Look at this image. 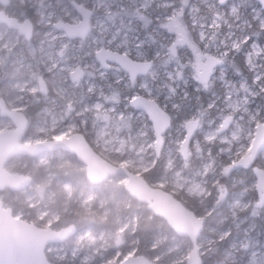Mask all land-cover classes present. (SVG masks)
<instances>
[{
    "label": "rangeland",
    "instance_id": "374dc122",
    "mask_svg": "<svg viewBox=\"0 0 264 264\" xmlns=\"http://www.w3.org/2000/svg\"><path fill=\"white\" fill-rule=\"evenodd\" d=\"M58 1L64 2V12L68 16L65 20H78V12L71 8L68 0ZM86 1L100 8L93 18L95 29L87 39L81 41L82 44L91 45L84 50L88 55L82 64V67L86 68V74L75 83L78 87L76 91L74 88L76 86L68 79V70L74 67V61L64 62L63 74L67 82L61 78L59 83L64 103L61 99L63 103L61 108L52 109L53 119L61 123V119L68 116L66 123L69 126L90 122L103 152L134 170L143 171L150 168L161 156L162 169L155 176L154 182L168 183L180 188L198 203L205 201L207 195L211 193V198L206 200L204 205H207L203 211L208 216L207 231H202L196 242L201 250H204L214 238L227 236V245L231 246L230 257L242 258L243 264H264V237L259 239L257 234L251 233L243 237L244 228L241 232L238 228L240 222L245 219L249 225H254L258 218L255 216L256 213L259 216L258 220L264 219V202L259 201L260 193L256 191L258 188L252 167L237 162L247 153L257 122L264 119V103L261 101V98H264V8L260 2L258 0H227L223 4L218 0L82 2ZM43 18L45 21L46 18L44 16ZM218 26L225 28L220 30ZM4 30L5 27L0 25V35ZM53 30L54 28H50L49 32ZM9 31L8 40L12 41L11 43L29 42L15 30ZM37 32L41 30L38 29ZM57 32L61 33L65 43L69 41L63 31ZM130 41L134 43H129ZM100 43L119 47L139 56L148 54L149 44L154 46L153 52L158 61L149 74L142 78L141 85L151 96L162 95L163 101L173 106L172 114L175 117L174 124L172 123L163 133V143L159 152L155 151V136L148 115L143 110L133 108L129 103L131 89L124 73L126 71H121L118 67H112L109 72L99 69L101 67L95 61L92 49L98 47ZM9 45L10 43L7 44ZM204 50L216 52L224 59L223 64L216 68L207 83L197 80L193 67L195 58ZM33 56L32 63L22 66L24 74L29 72L26 77H16L5 82L7 89L10 90L7 94L9 105L19 107L28 102H37L39 98L52 99L50 94L46 95L39 90L38 80L48 79L44 73L45 66L35 65L37 57L35 54ZM173 57L174 61H169ZM17 70L15 68V71ZM229 71L235 72L234 78L226 76ZM96 73L103 78L112 73L115 80L107 78L108 88L104 90L103 83L94 76ZM67 83L71 84V88L66 96L64 91L67 89ZM87 83L98 87L97 94H101L100 99L87 98L94 95ZM29 88V91L38 93L29 95L26 92ZM119 88L124 93H121ZM74 94L80 97H75ZM69 104L71 108L68 107ZM45 110V105H41L38 109L40 116L33 123L34 129L24 133V140L39 139L45 133L47 122L42 114ZM73 111L80 115L78 122L71 115ZM183 115L186 116L185 119ZM227 116H230V122L226 128L219 131V125ZM188 118H196L198 126L188 143V154L183 156L180 142ZM10 124L9 118L0 115V128ZM258 158L264 167V149ZM32 159L44 164L43 174L46 181L35 179L20 189L19 192L23 193L27 204L32 208L18 207L14 213L28 219L33 212L37 217L43 218L45 223H50L58 216V206L54 204V188L47 189L45 182L53 178L60 180L61 173H68L66 166L76 165V162L53 151H44ZM20 162L25 161L21 155H15L9 158L6 164L12 166ZM53 167L57 172L53 171ZM225 167L226 172L235 173H229L230 189L220 200L219 174ZM123 180L124 177L121 175H113L104 181L92 182L93 184L88 181L84 182L86 184H78L72 178L63 179L62 209H66V201L69 200L84 208H90L95 204L104 213L103 218L105 213L109 214L115 226H98L88 222L73 233L72 242L69 240L51 242L46 248L53 250L60 258L71 259L72 263L76 262L75 264L80 262L115 264L126 254L135 253L136 245L128 243L123 229L134 227L139 217L146 213L149 216L152 211L146 205H142V201L136 197L135 200L126 197L124 202L117 198L115 190L121 191L119 186ZM2 195L3 192L0 191V196ZM218 199L219 202L216 201ZM249 204L252 205V209L240 213L239 207L245 208ZM262 229L264 231V227L260 232ZM210 231L217 232L218 235L213 236ZM192 244L193 242L186 236L177 234L171 227L160 228L150 240L149 255L163 264H185ZM225 250L222 245L220 254L226 252ZM212 264L225 263L219 257Z\"/></svg>",
    "mask_w": 264,
    "mask_h": 264
},
{
    "label": "water",
    "instance_id": "95a60500",
    "mask_svg": "<svg viewBox=\"0 0 264 264\" xmlns=\"http://www.w3.org/2000/svg\"><path fill=\"white\" fill-rule=\"evenodd\" d=\"M3 1V0H2ZM223 4L227 0H218ZM264 8V0H258ZM82 12V18L78 22L61 21L60 25L71 35L84 34L90 29L89 16L92 9L77 4ZM0 20H5L8 25L19 26L20 30L30 26L17 20L14 16H8L0 12ZM28 22V21H25ZM25 27V28H24ZM26 35H29L26 32ZM105 51L104 55L100 52ZM111 57L121 64L123 68L133 75L146 72L151 65L149 59L136 60L126 52L101 48L97 51V57L101 61L105 57ZM221 59L212 55L206 56V60L195 64V72L199 82L208 80L213 72V66L220 64ZM74 71H72L73 73ZM78 71L77 75H80ZM129 103L135 109L143 110L151 120L155 136V151L159 152L163 143V132L171 124L170 113L153 97L142 94L133 96ZM0 115L10 119L12 125L0 128V190L9 188L18 190L30 183L29 174L22 171L9 169L6 162L15 155L35 156L44 151L65 149L76 155L85 165L86 176L90 181H104L113 175L124 177L123 186L131 194L155 213L166 219L171 228L179 235L186 236L193 242L185 264L201 263V247L197 242L202 232L203 223L198 214L187 206L172 191L158 182H150L139 170L132 169L124 163L114 162L95 150L80 132H74L66 137H54L51 139H38L26 141L23 139L27 118L21 109L9 107L4 98L0 96ZM230 121V116L225 117L219 130L225 128ZM198 126L196 118H188L185 121V133L180 142V151L186 156L188 143ZM264 149V119L257 122L251 143L247 153L242 155L237 162L248 164ZM256 178V186L260 193V202H264V167L255 165L252 167ZM75 225L69 224L58 228L49 225H38L33 221L14 213L10 205L0 198V264H61L48 257L46 245L53 241H62L74 231ZM115 264H163L152 259L144 253H128Z\"/></svg>",
    "mask_w": 264,
    "mask_h": 264
},
{
    "label": "flooded vegetation",
    "instance_id": "af4514ba",
    "mask_svg": "<svg viewBox=\"0 0 264 264\" xmlns=\"http://www.w3.org/2000/svg\"><path fill=\"white\" fill-rule=\"evenodd\" d=\"M68 1L70 2L71 6H72L71 8H73V10H76L78 12L79 18L76 21H69V19L65 20V18L68 16L64 12V8H63L64 2L60 3L58 0H55L53 2L51 0H22V1L21 0H3V1L0 0V12H3L4 14H6L8 16L16 17L17 20L25 23L24 26H26V27H28V25L30 26V31L27 29L20 30L19 26L8 25L5 20H0V25L5 27L4 33H2L0 35V55H1V58H0V96H2L4 98V101H5L7 106L21 109L24 112V114L27 118V124H26L25 130H24V133L29 132L30 130L32 131L34 129L33 123L37 119V117L40 116L38 109L40 108L41 105L44 104L46 110L43 111L42 114H43V118L47 122L46 127H45L46 131H45V133H43L42 137L39 139H51L54 137H66V136H70L74 132H80L95 150L99 151L103 156H105L109 160L113 161L107 154H105L103 152L104 150H102V148L100 146L101 144L99 142H97V139L95 136V131L93 130V127L91 126L90 122L80 123V124H77L76 126H69L66 123L68 120V116H66L65 118H62L61 123L56 122L53 119L52 109L61 108V106L64 103L62 92L59 88V83L61 81V78L65 82H67L66 78L63 74V70L65 69L64 62L66 60L74 61L73 62L74 67L72 69L68 70V79H69V82L73 86H76L74 88L76 91H78L77 84H75V83H77L81 79H83V77H85V74H86L85 73L86 68L82 67V64H84V58H87L88 55H87V53L84 52V50L88 49L91 46V45L82 44L81 41L87 39L90 36V33L95 29L94 25H93V18L100 11L99 7L91 5V3H89L88 1H86L85 3L82 2L83 0H68ZM123 1L127 3L128 0H123ZM77 4H81L85 7H89L92 9V12L89 16L90 29L84 34L79 33L77 35L71 36L60 25V22L61 21L62 22L63 21L78 22L82 18V16H83L82 12H81L80 8L77 7ZM43 16L46 18L45 21H43L44 20ZM25 21H28V22H25ZM218 27L220 28V30L225 28V27L221 28L220 26H218ZM50 28H52V29L54 28L53 32H49ZM38 29H40L41 32H37ZM9 30H12V31L15 30L18 34H21L24 36L25 41H29V42L26 43L23 41V42L18 44L17 41H14V43H11L12 41L8 40L9 34H10ZM58 30L63 31V33L67 36V39H69V41H67V43H65V41L62 40L63 38L61 37V33L57 32ZM26 32H28L29 35H26ZM8 43H10L9 46H7ZM34 43L36 45L35 47H34ZM129 43H134V42L130 41ZM29 45L31 47H28ZM65 46L67 48H63ZM101 48H105L108 50L109 49L118 50L120 52H126L128 55L131 56V58L136 59V60L149 59L151 61V65L146 72L135 71L136 73H134V75H133L134 76L133 80H131L130 72L128 70H126L125 68H123L119 62L112 60V58L111 57L109 58L108 56L103 58V61L98 59L97 51L100 50ZM168 48H170V46H168ZM153 49H154V46H151L149 44V47L147 49L148 54H146V55L144 54V55L139 56V55L135 54L134 52L124 51V49H122V48L114 47V46H108V45H105L103 43H100L98 45V47H94L92 49V51H93V55L95 57V61H97L98 65L101 67V68H99L100 70H105V71L109 72V70L112 67H118L121 71L122 70L126 71L124 73L129 80V85H130V89H131V97L129 98V101L136 94H142V95H145L148 97H153L155 100H157L159 102V104H161L170 113L171 124L172 123L174 124V118L175 117L172 114V111L174 110L173 106L169 103H165L162 99V95L151 96V95L147 94V90H145V88L141 85L142 78L145 77L147 74H149V71L151 70V68L158 61L157 56L154 55ZM33 53L37 57V59H36L37 63L35 65L45 66L44 73L46 74V79H48V81L47 80L45 81L43 78H40L38 80L39 90L44 92V94H46V95L50 94L52 96V99L46 100V99H40L39 98V100L37 102H33V101L28 102L26 105H24V106L22 105L19 107L9 105L7 94L10 92V90L7 89L8 86L5 84V82L7 80H13L16 77L24 78L27 76V74H29V72L24 74V72L21 69L23 68L22 67L23 64L32 63V60L34 57ZM105 53L106 52L104 50L102 52H100L101 55H104ZM208 55H212L214 57H219L221 59L220 64H223L224 59L221 56H219L216 52H213V51L210 52L209 50H204L202 52V54H198L197 57L195 58V61L193 64L194 69H195L196 62L200 60L202 63L203 61L206 60V56H208ZM174 59H175V57H173V59L169 60V61L172 62V61H174ZM220 64L213 66V72L216 70V68H218V66ZM15 68L18 70L15 71ZM72 71H74V72L72 73ZM78 71H81L80 75H77ZM213 72H212V74H213ZM212 74L209 76L208 80L203 81L201 83H207L209 81V79L211 78ZM94 76L98 79L99 82L103 83L102 88H104V90L108 88V84L106 82L107 78L108 79L112 78L113 80H115V77L113 76L112 73H108V75H105V78L101 77V75L97 74V73L94 74ZM226 76H228V78H230V77L234 78L235 72L229 71V72H227ZM197 80H198V77H197ZM71 84H68L66 91H64V94H66V96L70 93V88H71L70 85ZM87 84H88L90 91L92 93H94V95H91V97L89 95V96H87V98L89 100H91L93 98L96 100L100 99L101 94H97L98 87H96L92 83H87ZM233 84L235 85L234 82H233ZM112 85L114 87V84H112ZM29 90H30V88L28 90H26V92L29 93V95H32V93H36L33 91H29ZM120 92L124 93L121 89H120ZM37 93H38V91H37ZM74 96L80 97V95H75V94H74ZM84 97H85V95H84ZM61 99H62L63 103L61 102ZM167 101L169 102V99H167ZM95 103H96V101H95ZM36 105H37V107L35 108ZM31 107L32 108L34 107L36 109V112H37V114L35 115L34 118H32V115L30 114V108ZM68 107L71 108L72 107L71 104H69ZM138 110H141V109H138ZM71 115L78 122L80 115L75 114V112L71 113ZM61 124H63V125H61ZM11 125H12V123L9 126H11ZM219 127H220V125H219ZM223 129H221V130H223ZM221 130H219V131H221ZM34 140H38V139H34ZM53 152H59L61 157H66L67 159H71V160L76 162V165L72 164L70 166L69 165L66 166L68 173L67 174L61 173L60 174V180L57 181L56 178H53V179L49 180V182H45V186L47 187V189L48 188H50V189L54 188V190H55L54 204L56 205L57 203L55 202V200L57 199V195L60 193L62 196V199L64 196V188L62 187V183H63L62 180L63 179H65V178L71 179L72 178V179L76 180L78 182V184H82L86 181L93 184L92 183L93 181H90L87 178L86 172H85V165L81 162V160H79L76 157V155L74 153H72L68 150H65V149H61V148L55 149V150H53ZM187 154H188V147H187ZM23 155H26V154H21V157ZM258 156L255 157L254 159H252V161L250 163H248L251 167H253L255 165L263 166V163H261ZM32 157H34V156H32ZM257 158H258V162H259L258 164L256 163ZM9 169H11L10 166H9ZM81 169H82V171L84 169V173H85V176L87 178V179H84L82 181L80 180V178L83 177ZM225 169H226V167L223 169V171H225ZM11 170H13V169H11ZM14 171H19V170H14ZM22 172H25V173L30 175V177H31L30 182L32 180H34L31 173H29L27 171H22ZM229 173H235V172H229ZM45 181H46V178H45ZM84 184H86V183H84ZM122 184H123V182H122ZM55 185H59V186L55 187ZM163 186L165 188L169 189L170 191H172L174 193V195L179 197L183 202L185 201L183 199L184 195H187V197H192V196L186 194L182 189L177 188V187L175 188L168 183L163 184ZM5 189H8L11 192H16V191L20 190V189L12 190L9 188H5ZM5 189L0 190V191L4 192ZM56 191H58V192L56 193ZM253 191H254V188H253ZM256 191L259 192V190H257V189H256ZM225 193L226 192L221 193V195H219L220 194L219 193L218 198L220 200H222L225 197ZM209 197L211 198V193H209L207 195L206 200H210ZM0 198H2V200L4 201L3 195L0 196ZM219 199L217 202L220 201ZM206 200L205 201L203 200V202H200L199 205H196L197 209L201 211V213L199 212L196 214H198L199 218L202 220V223H203L202 231H207V227H208L207 226V223H208L207 217L208 216L205 215L203 212L204 207L207 205V204L204 205ZM69 201H71V200H69ZM4 203L7 204L6 201H4ZM197 204H198V202H197ZM7 205H9V204H7ZM187 206H189V205H187ZM246 207L245 208L239 207L240 213L245 212ZM31 208H32V206H30V208H23V209H31ZM190 208H192V207H190ZM57 209H58V216L56 219L52 220L50 223H45L43 218L37 217L33 212H31L32 215L28 217V220L33 221L38 225H49V226L54 227V228L66 226L69 224H74L75 225L74 231H72L70 233V235L64 239L65 241L69 240L70 242H72L73 233H75L78 230V228H80L81 225H76L74 222H70V221L62 224L61 220H60V215H61V211H63L65 208L62 209V205H61V207H57ZM13 210H15V209H13ZM256 214H255V216L259 218V216H257ZM258 218H257L256 223H254V225H252V226L248 224V220H246V219L242 220L240 222L238 228H239V232H241L242 228H244L243 237H246L247 234L251 233L252 235L257 234L259 239H263L264 231L262 229V232H260V230L262 227H264L263 226L264 225V219L258 220ZM225 219L227 221V218H225ZM126 228L133 229L134 227L132 226V227H126ZM211 233L213 234V236H215L217 234V232L216 233L211 232ZM228 233H230V231ZM227 238H228L227 236H224L223 238H218V239L214 238L211 242H209L208 245L206 246V248L201 251V259H202V252H207L212 246H215L216 249L219 250V253H221L220 252L221 246L224 245L226 252L222 253V255L220 254V259H222L225 264H243L242 258L236 259V258L230 257L231 254L229 253V251H230L231 246L227 245V242H226ZM64 240H62V241H64ZM62 241H53V242L57 243V242H62ZM50 243L51 242H49L46 246H48ZM69 245L70 244H68V246ZM46 253L50 259L55 260L61 264H75L76 263V262L72 263L71 259L67 260L65 258L58 257L56 254H54L53 250H51V249L46 248ZM214 260L215 259H213L208 264H212ZM80 264H86V263L80 262Z\"/></svg>",
    "mask_w": 264,
    "mask_h": 264
},
{
    "label": "trees",
    "instance_id": "16d2710c",
    "mask_svg": "<svg viewBox=\"0 0 264 264\" xmlns=\"http://www.w3.org/2000/svg\"><path fill=\"white\" fill-rule=\"evenodd\" d=\"M242 63V62H240ZM243 64V63H242ZM262 103H264V98H261ZM199 105V103H198ZM37 105L35 106V108ZM34 107L30 108V114L32 115V118L35 117L37 114L36 109ZM29 112V111H28ZM183 119H185V115L182 116ZM22 158L25 160V163H17L10 166L13 170H21V171H27L32 174L33 179L40 180L42 182L45 181V176L43 172H45L44 164L38 162L37 160L32 159V156L30 155H23ZM112 159V158H111ZM114 162H116V159H112ZM163 159L161 156L159 157V160H157L150 168L147 170L142 171L144 176L147 178L148 181L154 183V178L156 175H158L161 172ZM256 163L258 164V158L256 160ZM54 172H57L54 170V167L52 168ZM76 170V169H75ZM83 177L80 178V180L87 179L84 173V169L82 171ZM230 179H229V173L222 171V173L219 174V183H220V194L222 192H229L230 185H229ZM119 188H121V191L115 190L117 198H120L123 200L126 197H130L131 199H134V196L129 194V192L124 188L122 182H120ZM59 185H55L57 187ZM234 187V186H233ZM110 189V187H108ZM255 191V188H254ZM256 194V192H255ZM210 198V197H209ZM3 199L6 201L7 204H9L13 209H16L17 207H23V208H30V206L27 204V200L24 198L23 193L16 191L11 192L8 189H5L3 192ZM183 199L185 200L184 203L192 207L196 213H201L200 210L197 209L196 205L197 201L193 197H187V195H184ZM61 200L62 196L59 193L57 195V199L55 202L57 203L58 207H61ZM218 201V200H216ZM66 209L61 211L60 220L61 223L64 224L66 222H74L76 225H83L88 222H93L98 226H115V224L111 221L109 214L104 213L101 211L100 207H97L95 204H93L90 208H84L82 206H79L74 201H67L66 202ZM142 205H146L145 202H142ZM246 209H252V205L249 204ZM148 213L144 214L143 216L138 218V221H136L134 228L131 230L129 228H124L123 233L124 236L127 237L128 243H133L136 245V252L144 253L148 256L149 255V243L150 240L154 238V236L157 233V230L160 228H168L170 229V225L166 221L165 218H163L160 214L151 212V214L148 216ZM133 242H132V241ZM162 243H160L161 245ZM220 257L219 250L216 249L215 246H212L207 252H202V259L200 264H208L213 259H218Z\"/></svg>",
    "mask_w": 264,
    "mask_h": 264
}]
</instances>
